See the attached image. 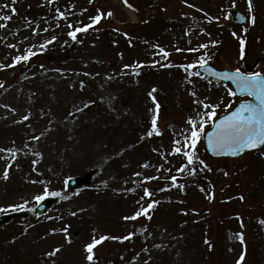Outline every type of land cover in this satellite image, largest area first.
<instances>
[{"label":"rangeland","instance_id":"1","mask_svg":"<svg viewBox=\"0 0 264 264\" xmlns=\"http://www.w3.org/2000/svg\"><path fill=\"white\" fill-rule=\"evenodd\" d=\"M128 4L131 9L124 0H0V16H12L0 20L6 25L0 66L26 49L35 53L28 64L0 67V149L16 156L0 152V216H8L0 227V264H237L242 254L241 264H264V147L238 160H210L203 133L198 159L184 172L177 169L186 158L172 153L173 141L183 144L188 134V118L199 122L196 113L204 111L194 101L219 105L218 117L239 100L229 87L189 77L179 66L204 57L216 70L264 75V0H252L250 28L226 20L233 6L249 20L248 0ZM98 13L91 29L75 40L68 35L69 25H88ZM153 88L158 110L148 96ZM153 115L160 134L149 137ZM69 179L80 185L69 191ZM145 188L151 197H144ZM37 196L48 203L40 218L33 212ZM152 201L159 203L148 216L125 219ZM130 233L128 240L112 239ZM101 236L109 239L95 245L89 262L85 246ZM55 248L60 252L47 255Z\"/></svg>","mask_w":264,"mask_h":264},{"label":"snow or ice","instance_id":"2","mask_svg":"<svg viewBox=\"0 0 264 264\" xmlns=\"http://www.w3.org/2000/svg\"><path fill=\"white\" fill-rule=\"evenodd\" d=\"M16 0H12V4L14 5ZM51 3L52 0H49ZM91 2V0H90ZM187 2V0H185ZM124 3L128 7H132L131 4H128V0H124ZM249 10H252V0H248ZM191 6V5H189ZM4 8H9L8 4L2 5ZM11 13L15 14L16 8L11 7L10 8ZM59 12V10H58ZM103 14H97L96 16L90 17L91 23L88 25H85L83 27H75L73 28L72 25H69V28H73L72 31L68 32V35L75 40L77 38L78 32H84L87 31L89 28H91L94 24L98 23ZM108 16H111L112 13H107ZM59 16L63 17L64 13L59 12ZM11 15H3L0 16V20L2 21H9L11 20ZM253 23L255 22V17H252ZM6 25L4 23H0V28H4ZM47 31V29H45ZM52 40H55V37L52 38ZM52 41H47L46 43H51ZM215 43V42H213ZM9 47H15V45H8ZM46 45L41 44L40 48H44ZM244 46L245 42L242 39L240 41V51L241 56L244 54ZM206 44L199 45V48H206ZM199 49H189V51H198ZM160 53L163 55V57H167L169 55L168 52H166L163 48H160ZM177 51H181V49H177ZM35 55V53L32 51L31 48L26 49L25 53L23 55H16L13 57V63L11 65H2L0 67H12L15 64L24 61L27 62L31 56ZM199 65L200 68H206L207 60L204 57H201L198 61L191 64L186 65H180L179 67L183 68L187 73L188 76H199V72H191L190 69H193ZM125 67H129L128 65H125ZM207 71L212 72V75L214 76H223L226 79L233 80L234 83L237 86V91L240 93H247L249 96L254 97L257 103H249V102H241L239 107H237L234 111H231L229 114L225 115L222 119H220L218 122L215 121L216 117V109L219 107V105H213L209 104L203 100L194 101L197 103L198 108L202 106L204 109L203 112L197 111L196 116L199 117V122H197V119L194 117H189L187 120V124L190 126L188 134L184 136L183 144H181V141L175 140L173 141V154H180L183 157L186 158L187 164L182 165L179 169H177L178 172H184L186 168L189 165H192L196 159V145L200 140V137L203 133H205V126L208 124L209 121H212V127L213 131L210 133H207V140L210 148L212 151L217 154H223V153H230L232 155H237L238 152H243L245 149H256L261 145H264V75H262L259 72H250V73H242L239 68H236L234 71L231 72H214L211 69H206ZM138 74V73H137ZM82 86H83V82ZM189 83H191V80H189ZM3 85H0L2 87ZM156 91L155 88H153L149 93L148 96L152 98L153 103L156 104V109L158 110L160 105L156 102V97L153 95V93ZM193 96H195V93H192ZM229 95L235 96L236 92H233L231 89H229ZM87 107V105H85ZM77 111H82V109H77ZM71 115V113L69 114ZM23 120H28L29 117L25 115ZM157 119L158 115H153L151 120V128L147 131L146 135L151 137L153 134L159 135V129L157 128ZM32 139L39 140L40 137L34 136ZM0 152H8L11 153V158L14 160L16 158L15 152L12 149H0ZM37 155H39L37 153ZM37 161H33V165H35ZM199 163L203 165V168L206 170H211L208 168V165L205 164L203 160H199ZM10 167V165H9ZM142 167H148V165H142ZM196 169H191V175H195ZM135 175H140L139 173H136ZM227 175V173H225ZM9 172L8 167L4 169L3 172V178L8 179ZM146 180L155 179V177H146ZM173 181V185H175V182L177 180V177L172 176L170 178ZM181 189H183L184 185H179ZM163 191L164 189H160ZM203 190V189H202ZM47 194V192L45 193ZM52 195H59V193H51ZM153 193L149 191L147 188L144 189V197H151ZM142 197L141 199H144ZM37 200L43 199V196H37ZM240 199H243V196L240 197ZM159 201H152L147 204V207H141L140 210H138L133 216L131 217H125V219H132L135 220L137 217L141 215L148 216V210L152 209ZM21 207V206H16ZM75 215V213H72ZM151 219V217H148ZM59 231L67 232V228L60 229ZM133 234H129L128 236L124 237H112V239H122V240H128L131 238ZM241 242H243V235L237 234ZM109 239V237L101 236L99 239L93 238L92 243H89L85 246V251L87 252L86 259L91 262L94 259L93 256V248L95 245L99 244L103 240ZM205 243H208V241H205ZM60 248H55L51 252H49L47 255L49 256H55L57 253L60 252ZM244 259L243 254L240 256V258L237 260V264H241V261Z\"/></svg>","mask_w":264,"mask_h":264},{"label":"water","instance_id":"3","mask_svg":"<svg viewBox=\"0 0 264 264\" xmlns=\"http://www.w3.org/2000/svg\"><path fill=\"white\" fill-rule=\"evenodd\" d=\"M228 19L230 20V21H232V22H234V23H236V24H243V23H245V17L242 15V14H240L239 12H238V10H236V9H232V14H230L229 16H228ZM206 69H211L212 71H214L212 68H210V67H207L206 66V68H201L200 69V71L203 73V74H205L207 77H212V78H214V79H217V80H221V81H224L225 83H229V84H232L233 85V87H234V89H235V92H236V94L237 95H247V93H240V92H238L237 91V86H236V84L232 81V80H230V79H226V78H224L223 76H214V75H212V72H210V71H207ZM215 72V71H214ZM252 98V102H249V103H257V101L255 100V98L254 97H251ZM240 105V104H239ZM239 105L237 106V107H239ZM236 107V108H237ZM235 108V109H236ZM234 109V110H235ZM233 110V111H234ZM223 117H221V118H219L218 120H216V122H218L220 119H222ZM213 131V127H211V129L209 130V132H207V133H210V132H212ZM262 146V145H261ZM261 146H259L258 148H260ZM205 148H206V151L208 152V154L211 156V157H230V158H238V157H240L241 155H243L245 152H249V151H252V150H255V149H245L243 152H238V154L237 155H232V154H230V153H223V154H220V155H217V154H215L213 151H212V149L210 148V146H209V144H208V140H207V134H206V136H205ZM258 148H256V149H258ZM69 188H74V187H77V184H76V181L75 180H72V181H70L69 182V186H68ZM47 205V204H46ZM47 207H48V205H47ZM44 206H42V205H40V206H38L37 208H36V212L38 213V214H41V213H43L44 212ZM6 220V217H3V218H0V224H2V223H4V221Z\"/></svg>","mask_w":264,"mask_h":264},{"label":"trees","instance_id":"4","mask_svg":"<svg viewBox=\"0 0 264 264\" xmlns=\"http://www.w3.org/2000/svg\"><path fill=\"white\" fill-rule=\"evenodd\" d=\"M69 29L71 30V28H69ZM24 63L28 64V61L27 62H24Z\"/></svg>","mask_w":264,"mask_h":264}]
</instances>
